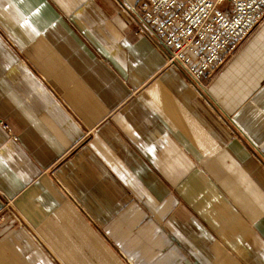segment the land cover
<instances>
[{"label": "crops", "instance_id": "crops-1", "mask_svg": "<svg viewBox=\"0 0 264 264\" xmlns=\"http://www.w3.org/2000/svg\"><path fill=\"white\" fill-rule=\"evenodd\" d=\"M142 1L0 0V264H264V12L200 90Z\"/></svg>", "mask_w": 264, "mask_h": 264}, {"label": "built area", "instance_id": "built-area-1", "mask_svg": "<svg viewBox=\"0 0 264 264\" xmlns=\"http://www.w3.org/2000/svg\"><path fill=\"white\" fill-rule=\"evenodd\" d=\"M137 27L191 85L205 90L231 53L264 12V0H144L121 2ZM6 127L5 124H3Z\"/></svg>", "mask_w": 264, "mask_h": 264}]
</instances>
